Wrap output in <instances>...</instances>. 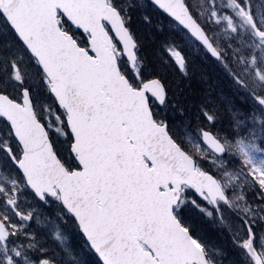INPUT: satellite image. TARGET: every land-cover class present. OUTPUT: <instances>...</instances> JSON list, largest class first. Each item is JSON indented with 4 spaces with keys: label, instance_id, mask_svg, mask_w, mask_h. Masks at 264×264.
I'll use <instances>...</instances> for the list:
<instances>
[{
    "label": "snow or ice",
    "instance_id": "obj_1",
    "mask_svg": "<svg viewBox=\"0 0 264 264\" xmlns=\"http://www.w3.org/2000/svg\"><path fill=\"white\" fill-rule=\"evenodd\" d=\"M181 3L183 11L177 0H151L156 12L219 59L187 0ZM260 4L244 0L241 8L249 9L253 30L264 36V23L256 19L264 18ZM126 12L118 0H0V36L7 41L0 49L15 44L28 56L22 62L20 55L0 52L6 61L0 74V125L9 137L0 153L38 203L63 207L96 264H210L196 225L184 218V206L205 210L210 205L219 212L221 203L232 208L233 201L218 175L203 167L174 132L194 117L204 150L226 153L220 136L226 97L214 96L208 84L197 89L189 81L178 87L177 77L146 68ZM162 48L164 62L188 77L181 48ZM252 65L254 55L243 72L229 69V76L247 93L242 106L255 113L264 111V90L250 85H264V73ZM41 93L59 109V141L35 111ZM243 175L241 207L245 213L261 211L240 217L242 235L233 243L245 264H264V167H246ZM0 206L6 210L0 216V264H56L27 239L32 211L2 188Z\"/></svg>",
    "mask_w": 264,
    "mask_h": 264
},
{
    "label": "rangeland",
    "instance_id": "obj_2",
    "mask_svg": "<svg viewBox=\"0 0 264 264\" xmlns=\"http://www.w3.org/2000/svg\"><path fill=\"white\" fill-rule=\"evenodd\" d=\"M191 8L193 9L201 24L207 28L208 33L217 42L223 45V48L219 45L216 47L219 51L225 54L224 65H231L237 71L243 72L246 66L250 65V57L253 55L256 57V65H252L253 69L258 65L260 72L264 73V39L260 38L259 35L252 28V23L248 19V8H241L244 0H189ZM250 4H254L255 0H248ZM260 7L264 8V2L261 0ZM245 12V13H244ZM215 13V15H213ZM258 25L264 23V18L256 17ZM3 27V26H2ZM137 30L141 29V25L136 24ZM1 28V26H0ZM3 30L0 29V33ZM6 39L0 36V47L6 43ZM216 45V44H215ZM14 46V44H13ZM10 54L20 55L23 57L22 62H27L28 57L23 51H19L15 48L0 49V52L4 56H7V51ZM9 54V55H10ZM5 60L0 59V74H3L5 69ZM250 87H254L257 90H264V85L251 83ZM241 93L247 94L241 90ZM41 93L36 96L35 99V111L41 114L43 118L52 124L55 129L54 137L55 140L59 141L62 139L61 136V125L57 119L59 111L52 108V103L49 102V96ZM253 113V112H252ZM252 126H255L258 121H264V111H256L253 113ZM250 120V121H251ZM258 125V124H257ZM48 128V127H47ZM49 130V128H48ZM249 130V129H248ZM248 134L253 137V129L248 131ZM50 131V130H49ZM194 136H196L194 134ZM193 136L189 137L193 140ZM9 139L7 135V129L0 125V144L4 143ZM247 137L242 135L239 140L240 144V155L244 157V160L250 161L249 166L264 167V152L254 150L253 147L248 145ZM236 149L232 148V151ZM231 151V152H232ZM203 159L210 161L216 168L218 165L224 166L223 162L215 158H210L203 155ZM241 166V165H240ZM244 171H237L231 169L230 171H221L222 177L219 178L222 186L228 191L230 198L233 201L232 207L239 210L241 200L239 198L240 192L243 190V186L246 183V179L243 175ZM24 183L19 178L17 172L7 163L3 154L0 153V188L4 189L10 196L15 195L18 197L20 207L24 210L32 211L33 219L28 223L25 231L29 233L27 239L31 240L38 249H43L44 255L51 256L56 260V264H96L89 255L90 250L86 242L80 239L82 236L79 230H74L63 212V207H58L54 202H48L46 205H40L33 196L23 186ZM190 204V203H189ZM189 206L193 207L196 212H200V217L204 220L211 216H217L220 219V223L226 226L229 230L235 234L238 238L242 235L240 232L241 226L234 222L231 212H229L224 205H220V211L217 212L210 207L205 206V210L198 208L192 204ZM54 209V210H53ZM6 210L0 206V216L5 214ZM53 212V214H50ZM208 212L211 215H208ZM242 212V211H241ZM192 221L200 220V217ZM204 232V231H202ZM201 233V236L204 235ZM25 243L29 241L25 240ZM72 243V246L70 245ZM211 245H208L210 247ZM213 254V264H221L218 257V252L215 250ZM3 253V249L0 248V254ZM212 254V253H210ZM212 256V255H211Z\"/></svg>",
    "mask_w": 264,
    "mask_h": 264
},
{
    "label": "trees",
    "instance_id": "obj_3",
    "mask_svg": "<svg viewBox=\"0 0 264 264\" xmlns=\"http://www.w3.org/2000/svg\"><path fill=\"white\" fill-rule=\"evenodd\" d=\"M118 2L123 7L127 8V12L125 14L131 18L130 27L135 33L136 40L138 42L139 56L145 61L146 68L150 67L154 73L160 74L162 76L173 78L177 77L179 81L177 85L178 87H186L188 82L191 81V86L197 89H201L202 84L210 85L214 96L222 94L226 97L227 91H229L231 95H238L239 90L237 89V86L231 81L229 76V69L235 68H233L231 65H227L225 67L223 63L225 54H223V52L221 61H216L213 59L206 52V50L174 20H171V18L162 16L156 12L148 0H118ZM187 2L190 6V1L187 0ZM191 10L197 20L200 22L197 15L195 14L196 12H194L192 8ZM136 24L141 25L140 30H137ZM0 29L3 30V27L1 26ZM205 29L208 32L207 28ZM210 37L216 46L220 45L223 48V45L219 44L212 36ZM163 44H171L181 48V51H183L184 55L187 57L188 77L180 76L179 71L176 69V66L171 63V61L168 63L164 62L167 54L164 53V49L162 48ZM13 48L23 51L22 49L17 48L15 44L12 49ZM6 53L9 55L10 51H7ZM187 91L188 89L185 88V92ZM192 99H195V97H192ZM49 102L52 103V108L54 111L55 109L59 111L57 105L50 97ZM235 111L236 110L233 108L228 107L226 102L223 103L222 112L220 115L224 121V131L220 133V136L227 147V153L223 157H217L212 152L204 150L202 141L196 132L197 121L194 119V117L188 120L187 123L179 124L174 132L177 140L186 149L192 151V153L200 160L201 165L205 168L212 169L214 174H217L220 179L222 177L221 171L223 170L224 172L230 171L231 169L244 171L246 167H251L248 163L246 164L244 157L240 155L239 148L241 146L239 144V140L241 139L242 135L247 137L248 145L253 147L254 150L258 149L259 151L264 152V121L258 122V125L256 124L255 126H250L248 115L237 121L234 116ZM242 111L248 112V110H245V108H243ZM194 112L195 106H193L192 113L189 115H193ZM38 116L49 128L52 138L55 139L54 131L52 130V124H49L46 118H43L41 114H38ZM251 128L253 129L252 138L247 132V130L249 129L248 131H250ZM194 134L196 136H194ZM192 136L194 138L193 140H190L189 137ZM232 148L236 149V151H232ZM203 155L210 158H215L221 162L225 160L228 161L223 162L224 166L222 165L220 167L218 165V168H216L213 163L203 159ZM246 185L247 180L244 186ZM252 196L253 193L249 192L248 197L250 200ZM239 202V210L234 207H232L233 209L231 210L229 208L226 209L231 212V216L234 219L233 221L241 226V216L251 215L254 212H260L261 210L250 209L249 213H245L243 211V207H241L243 201L239 200ZM39 204L46 205L47 203L40 202ZM189 205L190 204L188 203L184 206V218L187 222L192 223V221L197 218L196 215L199 217L201 216V211L195 213L194 208ZM211 208L215 211V208ZM50 214H53V212ZM67 218L69 219L72 228L77 231L78 229L73 225L70 217L67 216ZM260 222L261 221L258 219V223ZM194 224L196 225V231L199 239L205 246V250L211 262H213L215 248V250L218 252V259L221 264H245L244 260H242L240 257L239 250L233 243L234 238H239L229 230V228L226 226L227 224L224 223L222 225L220 223L219 217L211 216L205 220L200 217V220L194 221ZM202 231H204L205 234L201 236V233H204ZM80 239L83 240L82 236H80ZM70 245L72 246V243H70ZM208 245L211 246L208 247ZM88 251L89 255L96 263L97 257L92 251Z\"/></svg>",
    "mask_w": 264,
    "mask_h": 264
},
{
    "label": "flooded vegetation",
    "instance_id": "obj_4",
    "mask_svg": "<svg viewBox=\"0 0 264 264\" xmlns=\"http://www.w3.org/2000/svg\"><path fill=\"white\" fill-rule=\"evenodd\" d=\"M241 97H244L245 99L241 100L240 99ZM246 98H247V94L241 93V91H239L238 95H231L229 91H227V93H226V101L225 102L228 105V107H231L234 110H236L234 112V116L237 119V121L241 120L243 117H245L247 115L249 117L253 116V113L251 112L250 109H249V113L242 111V109L244 108L242 105H244L246 103ZM249 121H250V118H249ZM250 123H251V121H250ZM12 169H14V168L12 167Z\"/></svg>",
    "mask_w": 264,
    "mask_h": 264
},
{
    "label": "water",
    "instance_id": "obj_5",
    "mask_svg": "<svg viewBox=\"0 0 264 264\" xmlns=\"http://www.w3.org/2000/svg\"><path fill=\"white\" fill-rule=\"evenodd\" d=\"M150 2H151V0H149ZM177 3H178V5H180V8H181V10L183 11V5H182V3H181V0H177ZM191 17L192 18H194V16L191 14ZM194 21L196 22V23H198L197 22V20L194 18ZM199 24V23H198ZM200 25V24H199ZM200 27L204 30V28L200 25ZM190 34V33H189ZM204 35H205V37H206V39L208 40V42L210 43V44H212V46L213 47H215V45L212 43V41L210 40V38H209V36L207 35V33H206V31L204 30ZM192 37H194V36H192ZM195 38V37H194ZM196 39V38H195ZM197 40V39H196ZM198 42H200L199 40H197ZM201 44H202V42H200ZM203 45V44H202ZM204 46V45H203ZM216 48V47H215ZM217 49V48H216ZM217 52L219 53V56L221 57V54H220V52L217 50ZM216 59V58H215ZM225 154V153H224ZM224 154H216L217 156H223ZM211 264V263H210Z\"/></svg>",
    "mask_w": 264,
    "mask_h": 264
}]
</instances>
